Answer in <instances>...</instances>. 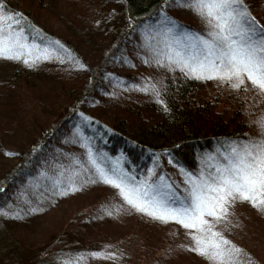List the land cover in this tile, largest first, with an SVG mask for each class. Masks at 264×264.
Masks as SVG:
<instances>
[{"label": "trees", "instance_id": "16d2710c", "mask_svg": "<svg viewBox=\"0 0 264 264\" xmlns=\"http://www.w3.org/2000/svg\"><path fill=\"white\" fill-rule=\"evenodd\" d=\"M65 1L76 6L66 7L68 10L84 18L94 17L103 9L111 10L99 0ZM172 1L175 0H121L125 26L112 28L111 44L103 63L108 68L105 69L91 66L72 48L69 23L66 15L58 11L57 0H3L5 10L22 14L19 27L29 39L78 58L83 73L74 78L67 76L57 68L55 61L44 58L29 63L23 76L18 75L16 69L11 72L10 82L18 90L49 96L56 105L57 117L25 150H7L0 146V155L5 159L0 162V213L15 212L20 190H23V200L38 198L43 189L50 191L52 184L62 177L58 176L60 170L72 166V157L84 160V146L78 141L85 135L94 154L103 155L106 161H116L117 166L137 180L147 176V169L152 167L154 177L164 174L166 181L180 193L184 190L180 185L184 176L181 168L198 174L201 168L214 163L211 158L220 159L218 153L231 142L253 138L243 96L225 88L218 89L211 79L169 68L166 61L163 66L156 63L153 72H141L152 60L149 48L140 41L143 27L160 28L157 25L162 21L161 13L172 19L165 8ZM243 3L264 26L248 2L243 0ZM50 20L60 24L53 30L64 32V39L53 33ZM177 24L183 31L204 34L193 25L180 21ZM54 41H59L63 47L55 45ZM126 61L139 68L124 67ZM145 62L148 64L144 65ZM110 88L114 89L112 100L94 104L96 93ZM58 100H63L65 105H57ZM74 127L78 130L72 134ZM79 180L83 184L96 180V176L80 172ZM32 181L37 185H32ZM53 204L52 200H47L43 214ZM93 208L83 206L82 211L65 218L52 231V239L36 259L45 260L56 253L85 249L90 243L76 245L71 238L78 236L77 232L83 233ZM77 220L80 222L76 225ZM261 228L264 233V222ZM61 242L62 246L56 247ZM246 252L252 264H264L252 251ZM181 254L186 255L184 251ZM204 262L211 264L208 260ZM233 262L230 264H235Z\"/></svg>", "mask_w": 264, "mask_h": 264}, {"label": "rangeland", "instance_id": "374dc122", "mask_svg": "<svg viewBox=\"0 0 264 264\" xmlns=\"http://www.w3.org/2000/svg\"><path fill=\"white\" fill-rule=\"evenodd\" d=\"M244 1L248 2L252 12L257 17H261L264 23V0ZM99 3L106 4L111 10L106 12L103 9L90 18H84L76 11L68 10L66 7L76 6L65 0H57L56 7H59L58 11L62 15H66L71 35L69 43L76 53L84 57L91 66L108 69L103 63L106 50L111 44L109 40L112 28L125 26L123 4L121 0H99ZM165 8L166 13L172 17L171 20L193 25L206 32L205 21L191 7L182 4V0L167 3ZM50 23L52 30L56 25H60L54 20H50ZM159 30L160 28L153 30L152 27L144 25L140 40L143 46L148 47L151 36V44L155 48V41L162 39L158 36ZM53 33L64 39L62 37L64 32L53 30ZM51 48H55L56 51L45 53L41 45L40 58L29 60L28 63L23 59L0 57V146L4 149L25 150L42 136L43 131L57 117L56 105L51 103L49 96L18 90L10 82L12 71L16 69L17 74L23 76L27 73L26 68L29 67V63L39 61L43 59V55H47L48 59L55 61L57 68L67 76L74 78L83 73L78 58L71 54H63L56 47ZM32 55L35 57L38 53L33 51ZM126 62H123L126 68L130 67L134 70L139 68L128 64L131 62ZM147 64L145 62L144 65ZM155 67L156 62L152 56L151 63L141 72H153ZM201 79H211L218 89L225 88L243 96L247 115L253 127L251 137L261 135L257 121L264 116V94H261L246 78L245 84L240 88H233L229 81L218 77ZM113 95V88L105 89L103 92L98 91L94 104L110 101ZM58 101L57 105L60 107L65 105L63 100ZM77 130L78 128L74 127L72 134ZM226 149L227 147L224 151ZM83 150L85 156L87 148L83 147ZM4 160L0 155V162ZM105 163L109 167L112 166V162L108 160H105ZM67 179L68 174L59 178L65 182ZM185 179V176H182L180 180L183 189L186 186ZM55 182L50 191L48 189L40 191L42 194L38 195V198L23 200V190H20V198H18L20 202L15 204V200L13 201L16 207L19 205L15 212H11L12 215L0 213V264H68L69 261L72 264H204L205 260L214 264L209 257L192 250L194 241L190 233L198 235L205 233L199 232L198 229L186 228L175 220L154 219L138 211L123 200L116 188L104 183L98 177L83 184L75 179L78 187L74 191H66V184L57 187ZM31 184L37 185L34 181ZM61 192L63 194H60ZM47 200H52L54 204L43 214ZM83 206L86 208L95 206L92 209V217L86 221L83 233L77 232L78 236L71 239L76 245L90 244L83 250L79 249L78 252L56 253L45 260L36 259L41 249L50 242L52 231L65 218L82 211ZM228 208L227 220L218 221L216 217L207 214L204 219L211 222L213 229L231 242L225 247L236 246L240 249L238 253H232L233 263L252 264L246 251H252L254 256L264 262V233L261 228L264 211H260L246 200H237L229 204ZM79 222L80 220H77L76 225ZM82 229H84L83 224ZM62 243L56 247L62 246ZM181 251H184L189 258L186 255L182 256ZM92 253L99 255L93 256Z\"/></svg>", "mask_w": 264, "mask_h": 264}, {"label": "snow or ice", "instance_id": "6c2138e0", "mask_svg": "<svg viewBox=\"0 0 264 264\" xmlns=\"http://www.w3.org/2000/svg\"><path fill=\"white\" fill-rule=\"evenodd\" d=\"M182 4L191 7L205 21L206 32L183 31L177 22L161 13L158 36L162 39H157L153 48L150 36L148 45L155 62L163 66L167 61L169 68H179L198 78L218 77L229 81L233 88L244 85L246 78L264 94V26L251 15L243 0H182ZM22 19L21 13L5 10L0 0V57L23 59L28 63L40 58L41 45L29 39L19 27ZM54 44L63 47L59 41ZM43 50L45 53L56 51L47 44L43 45ZM33 51L38 55L34 57ZM43 58L48 59V56L43 55ZM152 87L154 90L155 86ZM257 125L261 129L260 136L231 142L225 151L218 153L220 159L211 158L214 163L201 168L198 174L181 168L186 178L182 193L166 181L164 174L154 177L152 167L147 169V176L139 180L115 161L109 167L103 155L94 154L86 135L78 141L87 148L85 159L72 157V166L58 173L63 176L67 171V181L58 179L55 185L66 184V191H74L80 172L94 175L116 188L123 200L138 211L154 219L175 220L186 228L205 233H190L194 241L192 250L209 257L214 264H230L232 253L240 249L225 247L231 242L215 231L204 216L227 220L228 205L237 200H246L264 211V116Z\"/></svg>", "mask_w": 264, "mask_h": 264}]
</instances>
